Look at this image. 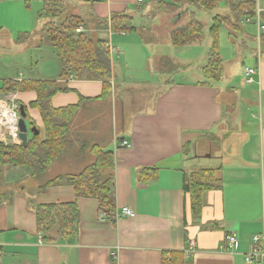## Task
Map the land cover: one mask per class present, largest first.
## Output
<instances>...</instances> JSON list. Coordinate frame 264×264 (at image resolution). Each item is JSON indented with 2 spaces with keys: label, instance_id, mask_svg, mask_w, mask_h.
<instances>
[{
  "label": "crops",
  "instance_id": "crops-1",
  "mask_svg": "<svg viewBox=\"0 0 264 264\" xmlns=\"http://www.w3.org/2000/svg\"><path fill=\"white\" fill-rule=\"evenodd\" d=\"M63 1L66 10L72 2L67 13L82 17L85 33L109 44L111 89L100 98L103 80L86 70L60 78L61 63L48 54L41 58L46 61L37 74L8 78L57 81L67 90L55 93L50 105L78 106L69 124L68 148L44 173L33 175L29 167L0 164V180L9 187L0 192V264H161L162 252L172 250L184 251L186 264H248L244 257L251 237L264 233V60L253 64L257 73L252 83L244 79L259 88L258 116L244 109L252 101L250 88L227 84L226 74L220 82L203 84L204 64L197 73L187 67L193 56L173 62L180 58L173 56L169 33L183 13L152 15L160 0ZM40 7L31 14L23 0H0V33L20 41L24 33L29 37L39 32L35 21L42 18L36 16ZM113 13L133 15L137 31L113 32ZM244 30L238 31L254 38ZM41 43L32 46L42 49ZM173 71H189L194 78L176 79ZM222 82L226 84L219 86ZM15 98L26 107L27 141L34 135L32 126L44 140L40 112L30 106L36 93L19 91ZM121 139L129 145L116 147ZM96 145L114 155V220L98 213L96 198L77 196L66 181L40 189L48 180L77 174L93 163ZM142 167L158 168V177L140 182ZM203 167H219L215 176L221 186L204 192L196 217L182 184L185 176ZM17 181L18 187L10 186ZM68 202L77 205V229L63 239L53 230L54 240H44L36 231L34 206ZM122 207L135 215L122 216ZM232 232L237 243L230 249L225 237ZM191 240L194 245L188 250Z\"/></svg>",
  "mask_w": 264,
  "mask_h": 264
},
{
  "label": "trees",
  "instance_id": "trees-1",
  "mask_svg": "<svg viewBox=\"0 0 264 264\" xmlns=\"http://www.w3.org/2000/svg\"><path fill=\"white\" fill-rule=\"evenodd\" d=\"M27 8L31 0H23ZM41 7L37 17L48 20L42 25L41 32L55 48L61 63L60 78H67L83 70L92 76L103 80L100 98L109 95L111 85V56L106 47V41L93 39L84 31L75 32V29L85 26L81 16L68 14L63 0H40ZM221 4L227 8L226 13H215L208 28L210 44L207 60L202 67L203 84L220 82L223 78L222 59L219 51V30L225 24L231 31L240 30L243 18L255 19L259 16L264 26V9L257 12V0H160L156 2L157 10L174 12L184 8L187 20L173 27L169 39L174 47L189 46L200 38L204 31L203 23L196 18L197 10L215 11ZM133 15L113 13L109 19V26L113 32L137 31L133 25ZM254 23V21H251ZM250 22V23H251ZM22 36L26 38L28 33ZM18 40L23 39L19 36ZM259 42L264 48V29L259 35ZM34 91L36 100L30 103L37 108L45 127V138L41 140L39 134H34L26 143L3 144L0 142V164L26 166L33 175L44 173L51 163L63 154L68 148L67 133L70 120L76 105L53 108L50 105L51 97L60 91L67 90L57 81L6 79L2 82L0 93ZM21 105V104H19ZM25 112L26 107L24 106ZM27 114V113H26ZM95 155L93 163L87 165L77 174L58 176L46 181L40 189L63 181L70 183L77 196L93 197L98 200V213L105 218L114 220V179L111 171L114 168V155L99 146L92 147ZM219 168V167H218ZM218 168L203 167L190 172L184 177L182 189L188 193L191 201V210L198 217L204 203V192L219 188V180L215 176ZM156 167H142L138 171L140 182L148 183L158 177ZM37 233L44 234V240H54L50 236L55 231L60 239L67 238L76 229L79 221V211L75 202L51 203L34 206ZM161 264H186L185 252L172 250L162 252Z\"/></svg>",
  "mask_w": 264,
  "mask_h": 264
},
{
  "label": "rangeland",
  "instance_id": "rangeland-1",
  "mask_svg": "<svg viewBox=\"0 0 264 264\" xmlns=\"http://www.w3.org/2000/svg\"><path fill=\"white\" fill-rule=\"evenodd\" d=\"M41 1L39 0H31V6L30 11L31 14L34 12L37 8L41 6ZM260 2L264 3V0H260ZM156 6V5H155ZM73 7L72 2L71 4L67 5V12L71 10ZM157 8V7H155ZM184 8H180L174 12H168V11H162V10H152L151 14L155 15L157 13L159 14H179L183 13V18L176 24V26L183 24L187 20V16L183 12ZM0 12H3V10L0 9ZM227 8L225 5L221 4L215 11H205V10H197L195 13V16L197 19H199L203 25H204V31L200 38L195 40L192 45L189 46H181L179 48L172 47L174 52L173 56H176L175 58L179 61H173L175 64H178L177 62L183 63L182 57L185 56H193L196 59L193 60L191 65H188L187 67H190V72L197 73L198 70H200V67L202 64H205L208 48L210 44V36L208 33V28L211 24L212 16L215 13H226ZM151 15V16H152ZM244 19V18H243ZM48 20V18L42 17L37 18L35 21V26L38 28L39 32L32 31L29 37L23 38L20 41H16L15 36L11 40L8 36H6L3 33H0V80L3 78H14L17 75H23L25 77H28L32 74H37V69L41 67L44 64L45 59L44 56L48 54L49 56L53 57L60 63L59 58L57 57L55 48L50 44V42L46 39L44 34L41 32L40 28L41 26ZM240 29H245L247 32L254 35V38L248 37L246 38L245 35H243L240 31H234V34L232 32H229V28L223 24L220 27L219 30V40H220V47L219 51L221 55H223V74L225 76L226 74V83L235 86L238 89H247L250 88V100H252L250 103H247L245 105L244 109H249L253 112V114H258L259 116V95H255L258 91V86L256 84H245L244 78H243V70L244 66H254L256 59L259 58V60H264V48L261 46L260 42H258V33H257V27L255 23L253 22H241ZM175 27V26H174ZM244 30V32H245ZM233 31V30H232ZM246 33V32H245ZM42 49L36 48L35 46H32L36 43L41 42ZM243 42H246V46L243 45ZM187 47V48H186ZM49 50V51H47ZM186 51V52H185ZM185 52V53H184ZM56 54V55H55ZM205 54V57H204ZM172 56V57H173ZM174 58V57H173ZM187 64V63H186ZM254 64V65H253ZM55 64L53 63L51 65V68L54 69ZM176 68H179V70H183L186 68V65H184L183 69L181 68V65H176ZM173 71L172 77L176 76V79L181 76V79H193L194 77L192 75H189L188 73H181L183 71H180L178 73H174ZM19 75V76H20ZM223 83V82H222ZM219 84V86H223L226 83ZM255 92H254V90ZM255 95V96H254ZM17 101V100H16ZM246 103V102H244ZM26 119V118H25ZM254 122V120H253ZM251 128H253L252 125H250ZM204 141L200 140V144H203ZM209 142V141H208ZM211 144V142H209ZM208 143V145H209ZM17 144V143H16ZM215 146V145H213ZM210 149L209 147L207 148ZM206 147L204 151L207 150ZM204 163H207V165H211L209 162L210 160L204 159L202 160ZM0 183L2 184L3 181L0 180ZM19 181L16 182V184H12L10 186L12 187H18ZM2 188H0V192H2L4 189L9 188L8 185L5 183L2 184Z\"/></svg>",
  "mask_w": 264,
  "mask_h": 264
},
{
  "label": "built area",
  "instance_id": "built-area-1",
  "mask_svg": "<svg viewBox=\"0 0 264 264\" xmlns=\"http://www.w3.org/2000/svg\"><path fill=\"white\" fill-rule=\"evenodd\" d=\"M262 9L260 0H257V12ZM264 9V8H263ZM254 21L257 27L258 40L259 35L263 31L264 26L261 24L259 16L255 19H250L245 17L243 22ZM83 28L79 26L75 29V32H82ZM259 42V41H258ZM110 51V46L108 43L105 44ZM257 73V67H245L243 71L244 79L246 83H252L254 81V76ZM19 103L16 101L15 92L0 93V142L3 144L20 143L19 139ZM129 143L125 139H121L117 142L116 147H126ZM121 215L126 217H133L135 212L128 208L122 207ZM104 218L105 216L102 215ZM114 215V217H117ZM39 241L42 240L41 235H38ZM225 243L228 248H233L237 243V236L235 233H229L225 237ZM194 242L191 240L188 243V250L193 248ZM244 260L248 264H264V233L255 234L251 237V247L250 250L245 254Z\"/></svg>",
  "mask_w": 264,
  "mask_h": 264
},
{
  "label": "water",
  "instance_id": "water-1",
  "mask_svg": "<svg viewBox=\"0 0 264 264\" xmlns=\"http://www.w3.org/2000/svg\"><path fill=\"white\" fill-rule=\"evenodd\" d=\"M19 111H20L19 139H20V143L24 146L27 143L28 127H27L26 122H25L26 112H25L24 106L22 104L19 106ZM29 130L34 132V134H38V130L35 126H32Z\"/></svg>",
  "mask_w": 264,
  "mask_h": 264
}]
</instances>
